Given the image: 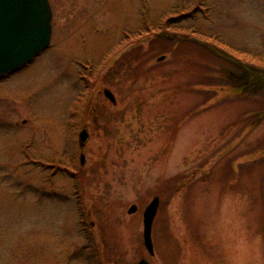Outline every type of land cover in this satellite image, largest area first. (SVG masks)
<instances>
[{"label":"rangeland","instance_id":"obj_1","mask_svg":"<svg viewBox=\"0 0 264 264\" xmlns=\"http://www.w3.org/2000/svg\"><path fill=\"white\" fill-rule=\"evenodd\" d=\"M50 2L0 77V264H264V79L230 86L264 71V0Z\"/></svg>","mask_w":264,"mask_h":264},{"label":"water","instance_id":"obj_2","mask_svg":"<svg viewBox=\"0 0 264 264\" xmlns=\"http://www.w3.org/2000/svg\"><path fill=\"white\" fill-rule=\"evenodd\" d=\"M53 10L50 0H0V76L18 70L30 63L42 51L48 48L52 39ZM218 53L219 50L214 49ZM164 58L163 56L160 59ZM247 67V66H246ZM251 72L252 69L249 68ZM264 79V71L254 75ZM106 97L116 102L114 92L106 88ZM89 137L87 128L80 132L84 144ZM160 197L154 196L144 210V244L150 254H154L153 225L158 212ZM137 205L129 208L135 212ZM136 264H151L146 258Z\"/></svg>","mask_w":264,"mask_h":264},{"label":"trees","instance_id":"obj_3","mask_svg":"<svg viewBox=\"0 0 264 264\" xmlns=\"http://www.w3.org/2000/svg\"><path fill=\"white\" fill-rule=\"evenodd\" d=\"M241 63L242 64H240V67H242V66H245V62H242L241 61ZM257 71H254V74L256 73ZM240 73V74H239ZM251 72H249V73H247L246 71H240V72H238L237 71V73H235L236 75L234 76V78H239V79H245L244 81L242 80L241 81V83H239V84H232V85H230L231 86V88H232V90L234 91V92H239V93H242V92H240V90H242V91H244V90H247L248 88L247 87H249V86H247V82L248 83H251V82H253V83H255L256 85H258V86H261L260 85V83L262 82L261 80V77H258V76H253L252 78L249 76V74H250ZM253 74V75H254ZM249 77L253 80H250L249 79ZM247 81V82H246ZM248 91H249V89H248ZM236 95H237V93H236ZM244 97V96H243ZM260 116H262V113H260V115H259V118H261ZM259 118H257V119H259ZM256 119V120H257ZM263 150H264V146L261 148V150L260 151H262L263 152Z\"/></svg>","mask_w":264,"mask_h":264}]
</instances>
